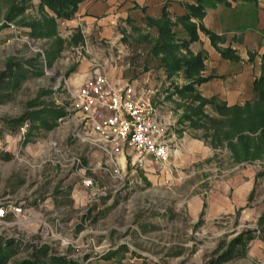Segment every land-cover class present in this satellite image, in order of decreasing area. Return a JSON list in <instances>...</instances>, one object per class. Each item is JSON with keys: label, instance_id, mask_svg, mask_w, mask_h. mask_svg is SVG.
<instances>
[{"label": "rangeland", "instance_id": "374dc122", "mask_svg": "<svg viewBox=\"0 0 264 264\" xmlns=\"http://www.w3.org/2000/svg\"><path fill=\"white\" fill-rule=\"evenodd\" d=\"M50 16L40 0H0L1 264H264V157L235 162L225 143L211 144L210 121L180 122L174 86L187 82L166 78L151 52L156 29L121 19L103 34ZM98 73L149 91L167 162L127 158L113 176L82 140L74 94Z\"/></svg>", "mask_w": 264, "mask_h": 264}, {"label": "crops", "instance_id": "0c3cea01", "mask_svg": "<svg viewBox=\"0 0 264 264\" xmlns=\"http://www.w3.org/2000/svg\"><path fill=\"white\" fill-rule=\"evenodd\" d=\"M199 0H81L71 19L72 23L89 22L101 33L117 20L141 21L146 17L158 18L164 7L172 20L186 13V4L196 5ZM204 7L197 23V37L188 45L196 54L203 53L200 75L207 77L196 85L205 98H216L226 105H242L254 97L253 83L262 73L264 56V0H200ZM199 23L201 27H198ZM176 37L187 39L188 33L178 23L173 26ZM211 34H214L212 38ZM228 51L224 56L222 51ZM108 79V78H107ZM180 83L188 82L182 72L176 76ZM121 86L131 84L122 82ZM135 87V85H134ZM136 88V87H135ZM137 90L143 88H136ZM188 153L192 154V151Z\"/></svg>", "mask_w": 264, "mask_h": 264}, {"label": "trees", "instance_id": "16d2710c", "mask_svg": "<svg viewBox=\"0 0 264 264\" xmlns=\"http://www.w3.org/2000/svg\"><path fill=\"white\" fill-rule=\"evenodd\" d=\"M81 0H40L42 7L50 8L54 17H49V22L56 26V19H71ZM186 13L183 16L172 20L168 11L164 7L162 14L158 18L146 17V26L154 27L157 36L152 40L151 52L159 57L162 68L167 79H171L183 73L189 82L181 87L174 86V92L185 101L181 104L184 108L183 116L180 122L188 121L193 127H207V121H210L211 144L213 147L225 143L226 148L231 152V157L235 162L251 161L264 157V56L262 61V73L253 83L254 97L242 105H226L219 102L216 98H205L197 90L196 85L201 83L207 77L200 75L203 64V53H192L188 45L197 37V23L191 18L200 19L204 12L202 3L196 5L186 4ZM18 11V10H17ZM11 18L13 9L8 12ZM180 23L188 33L187 39H178L173 26ZM33 29L35 23L31 25ZM198 27H201L199 23ZM53 28H51V31ZM40 31V30H39ZM51 31L43 34H51ZM212 38L214 34H211ZM184 48L186 54H182L180 49ZM228 51H222L224 56ZM8 72H4L6 76ZM171 81L170 84H173ZM206 105H213L216 116H210L205 110ZM58 116L62 113L58 112ZM46 127H49L45 123ZM209 127V126H208ZM247 238H253L250 232L246 233ZM243 237H238L231 248L227 249L221 260H227L234 254V246L243 244ZM6 249L0 242V264L5 260ZM64 264H77L74 261H65Z\"/></svg>", "mask_w": 264, "mask_h": 264}, {"label": "built area", "instance_id": "2783aa9c", "mask_svg": "<svg viewBox=\"0 0 264 264\" xmlns=\"http://www.w3.org/2000/svg\"><path fill=\"white\" fill-rule=\"evenodd\" d=\"M84 128L82 140L107 157V170L120 176L127 163L143 167L168 161L170 148L159 140L157 109L149 91L134 85H113L103 74L86 78L74 94ZM85 185H92L89 178ZM5 209L0 206V217Z\"/></svg>", "mask_w": 264, "mask_h": 264}]
</instances>
